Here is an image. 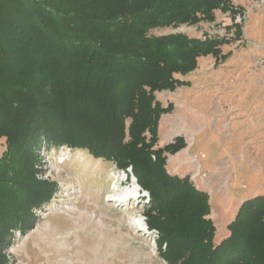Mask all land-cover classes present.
I'll return each instance as SVG.
<instances>
[{
    "label": "trees",
    "instance_id": "trees-1",
    "mask_svg": "<svg viewBox=\"0 0 264 264\" xmlns=\"http://www.w3.org/2000/svg\"><path fill=\"white\" fill-rule=\"evenodd\" d=\"M240 9L233 0H0V264L10 262L13 234L33 228L35 208L58 189L40 177L44 144L87 150L134 175L168 264H264V194L244 199L218 240L209 193L167 168L185 137L158 145L174 103L157 92L188 83L182 75L202 56L225 60L232 27L237 39L242 26L152 31L214 23L218 11L234 20Z\"/></svg>",
    "mask_w": 264,
    "mask_h": 264
},
{
    "label": "rangeland",
    "instance_id": "rangeland-1",
    "mask_svg": "<svg viewBox=\"0 0 264 264\" xmlns=\"http://www.w3.org/2000/svg\"><path fill=\"white\" fill-rule=\"evenodd\" d=\"M233 2L241 7L234 20L231 12L218 11L214 23L152 31L223 34L233 22L242 26L237 39L232 27L225 60L202 56L196 70L182 75L188 83L157 92L163 104L174 103L160 120L158 145L178 135L188 141L168 154L167 168L209 189L218 240L229 233L227 223L242 201L264 194V0ZM5 147L0 137V156ZM40 155V177L57 179L59 186L35 208L34 227L17 230L6 244L8 264H168L145 231L147 199L135 197L125 206L112 201L120 192L143 196L134 175L120 184L127 173L87 150L44 144Z\"/></svg>",
    "mask_w": 264,
    "mask_h": 264
},
{
    "label": "built area",
    "instance_id": "built-area-1",
    "mask_svg": "<svg viewBox=\"0 0 264 264\" xmlns=\"http://www.w3.org/2000/svg\"><path fill=\"white\" fill-rule=\"evenodd\" d=\"M130 170H131V168H130ZM146 196H147V201H148L149 200V192L148 191H146ZM145 231L151 235V241H152V245L154 247V250L158 251L159 250L158 238L160 236L159 230L157 228L150 229L148 227V225L146 224ZM165 247H166V245L163 246V248H165Z\"/></svg>",
    "mask_w": 264,
    "mask_h": 264
},
{
    "label": "crops",
    "instance_id": "crops-1",
    "mask_svg": "<svg viewBox=\"0 0 264 264\" xmlns=\"http://www.w3.org/2000/svg\"><path fill=\"white\" fill-rule=\"evenodd\" d=\"M187 142H188V141H187ZM187 146H188V145H187ZM179 152H180V151H179ZM177 168H178V166H177L176 164H173V171L178 172V171H177ZM179 172H180V171H179ZM203 188H204V190H206L208 193L210 192L209 189H208L207 187H206V188L203 187ZM203 188H202V189H203ZM209 195H210V201H211V194L209 193ZM245 199H246V198H245ZM211 204H212V201H211ZM212 209H213V206H212ZM211 213H212V210H211ZM210 216H212V215L210 214ZM233 218H234V217H233ZM231 220H232V219H231ZM227 224H228V223H227ZM217 235H218V233H217ZM227 235H228V234H227ZM227 235H226V236H227Z\"/></svg>",
    "mask_w": 264,
    "mask_h": 264
},
{
    "label": "bare ground",
    "instance_id": "bare-ground-1",
    "mask_svg": "<svg viewBox=\"0 0 264 264\" xmlns=\"http://www.w3.org/2000/svg\"><path fill=\"white\" fill-rule=\"evenodd\" d=\"M129 193H130V194L135 193V194H133V195H134L133 197H134V198L136 197L135 199L138 198V195H137L138 192H136V191H135V192L130 191ZM136 195H137V196H136ZM131 196H132V195H131ZM128 197H129V196H128V193H127V196H124V198H127V199H128ZM112 200H113V199H112ZM122 203L125 204V202H120L119 205L121 206Z\"/></svg>",
    "mask_w": 264,
    "mask_h": 264
}]
</instances>
